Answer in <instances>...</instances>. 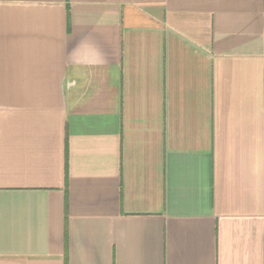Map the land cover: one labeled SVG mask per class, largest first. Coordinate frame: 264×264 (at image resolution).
I'll return each instance as SVG.
<instances>
[{"label":"crops","instance_id":"0c3cea01","mask_svg":"<svg viewBox=\"0 0 264 264\" xmlns=\"http://www.w3.org/2000/svg\"><path fill=\"white\" fill-rule=\"evenodd\" d=\"M0 264H264V0H0Z\"/></svg>","mask_w":264,"mask_h":264}]
</instances>
